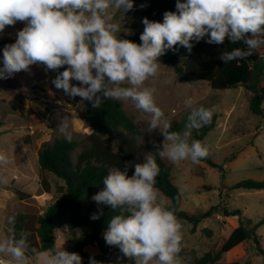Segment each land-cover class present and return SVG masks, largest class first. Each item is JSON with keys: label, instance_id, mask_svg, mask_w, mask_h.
I'll return each mask as SVG.
<instances>
[{"label": "clouds", "instance_id": "obj_1", "mask_svg": "<svg viewBox=\"0 0 264 264\" xmlns=\"http://www.w3.org/2000/svg\"><path fill=\"white\" fill-rule=\"evenodd\" d=\"M133 8V0H0V33L17 22L25 25L15 42L3 48L0 79L21 71L30 73L32 65H42L56 73L51 83L57 90L71 99L80 97L94 109L106 100H130L137 110L150 114L148 131L158 129L163 136L158 150L162 158L199 164L208 157L209 148L192 134L211 123L214 110L197 106L196 100L187 97V122L182 130L172 131L156 103V88L146 82L157 77L160 57L168 50L176 52L179 46L191 53L193 41L198 43L206 36L209 44L242 41L246 45L225 49L219 56L224 64L252 56L264 45V0H176V11L164 12L163 22L143 18L141 43L119 36L123 14ZM116 12L122 13L121 20L116 19ZM74 118L64 116L57 129L69 143ZM10 163L9 156L0 152V165ZM128 166L134 167L131 176ZM128 166L110 169L103 178V189L91 198L117 213L103 233L106 244L118 247L134 264H181L183 224L175 209L160 199L156 187L160 168L154 154L145 153L142 162H128ZM6 183V178H0V184ZM101 215L102 209L90 218L97 220ZM7 223L10 234L0 240V264H28L29 259L34 264H82L79 253L63 246H32L31 233L16 230V214ZM69 230L65 225L64 232ZM89 264L100 262L90 257Z\"/></svg>", "mask_w": 264, "mask_h": 264}, {"label": "rangeland", "instance_id": "obj_2", "mask_svg": "<svg viewBox=\"0 0 264 264\" xmlns=\"http://www.w3.org/2000/svg\"><path fill=\"white\" fill-rule=\"evenodd\" d=\"M152 1L133 0L134 5ZM115 17L120 20L122 13L116 12ZM24 26L21 22H17L14 26H6L0 33V42H4L5 45L14 43L17 32ZM123 30L126 29L122 24V32L119 36H128L132 33ZM256 52L264 56V45H261ZM160 62L162 65L157 77L150 78L146 86L156 88V103L170 122L185 119L189 113V109L184 105L187 97L196 100L197 106L213 109L214 114L217 115L216 127L202 143L208 146L209 154L219 168H212L205 162L194 165L189 160L173 163L161 157L170 166L171 177L181 191L180 210L200 213L220 204L221 208L228 210H242L244 215L252 219L256 225L259 220L264 219V189L229 191L226 188L243 180L264 179V116L251 114L250 94L243 87L213 90L209 83L204 81H181L172 68L161 60ZM2 67L3 50L0 52V68ZM55 75V72L46 71L42 65H32L30 73L21 71L12 78L0 79V152H5L10 157V151L4 147L8 145L10 150L16 152L17 160L24 159V166L31 170L26 174L31 176L38 174L39 165L38 162L35 165V157L41 144L64 137L57 130L64 116L75 117L71 120L73 139L80 141L92 132L85 113L88 102H81L80 97L71 99L64 95L63 90H57L51 83ZM73 84L79 85V82L73 81ZM118 102L142 131V135L137 138L139 152L130 161L134 165L143 161L144 154L151 152L150 147L161 150L164 138L158 129L148 131L150 114L137 110L130 100ZM262 106L264 108V103ZM110 145L116 152L119 151L116 140ZM79 151L78 149L74 153V160ZM129 167L134 170V167ZM5 172L21 174L20 167L16 168L12 161L5 168ZM47 176L48 180L52 179L57 184L59 182L61 184L59 187L65 186L63 180L52 175H46V179ZM41 178L42 187L45 189L44 175L41 177L40 174V180ZM33 185L35 188L38 187L37 180ZM38 192H41V187ZM38 195L39 193L36 196ZM55 195L58 196L56 192ZM160 199L165 205L170 204V200L161 192ZM39 200V198L34 200L38 202V206L33 207L36 216L49 205V202ZM28 201L34 203L33 200ZM223 218L222 212L219 211L212 217L204 219L196 227L195 232L192 231L191 223L181 221L183 224L181 264H194L197 258L206 253L216 254L219 251L226 237L227 226ZM64 226L56 231L55 245L58 248L63 246L71 252L79 231L64 232ZM257 234L264 248V225L258 228ZM248 243L250 250L258 256L254 243L251 240ZM226 261V258L222 259V263ZM258 262L262 264L260 257L253 260L252 264ZM28 264H34V261ZM127 264H134V261L128 259Z\"/></svg>", "mask_w": 264, "mask_h": 264}, {"label": "trees", "instance_id": "obj_3", "mask_svg": "<svg viewBox=\"0 0 264 264\" xmlns=\"http://www.w3.org/2000/svg\"><path fill=\"white\" fill-rule=\"evenodd\" d=\"M181 2H186V0H181ZM140 5L142 4L134 5L132 10L123 14V28L132 33L128 36L122 35L120 38L141 43L140 35L144 30L143 18L147 17L150 21L163 22L164 12L176 11V0H153L144 3L143 5L146 6L143 8ZM207 39L206 36L198 43L193 41L194 47L191 53L185 48L177 46L178 51L168 50L165 55L160 57V60L172 68L181 81H204L209 83L213 90L243 87L250 94L249 111L252 115L263 117L264 56L254 52L245 60H234L224 64L219 56L225 49L230 51L235 47L245 48L246 45L242 41L237 44L226 41L223 45H215L207 43ZM4 46V42H0V52ZM63 70L61 69V71ZM85 113L92 128L90 134L80 141L72 138L71 143L64 137L45 141L37 150L41 177L52 175L63 180L65 186L59 187V184H56L58 196L43 213L37 216L33 238L29 241L32 246L40 249L55 248L56 231L62 226L68 225L70 230L79 231V236L74 241L71 252L81 255L82 264H89L90 257H94L100 264H127L128 258L123 256L119 248L107 245L103 238L108 221L117 213L113 212L109 206L97 205L91 198L103 189V178L110 169L117 167L123 170L128 166V162L135 158L139 152L137 138L142 135V131L126 114L117 100H106L99 109L92 108L88 102ZM187 115L182 121L172 120L171 130H182L187 122ZM216 120L217 115L214 114L210 124L199 131H193L192 138L203 142L216 127ZM113 140H116L119 145L118 152L110 145ZM78 149L80 151L74 160L73 155ZM150 150L160 168L156 187L170 200V204L166 206L175 209V214L180 221L191 223L193 232L204 219L212 217L219 211L224 217L238 218V227L231 231L219 251L216 254L206 253L197 258L194 264H225L219 262L221 255L247 240L254 243L264 264V248L257 234V229L264 225V219L253 225L251 219L246 217L242 210H228L221 208L220 204L200 213H188L180 210L181 191L171 177V168L161 158L156 147H150ZM201 162H205L212 168H219L213 162L211 154ZM133 172L134 170L128 166L129 176ZM50 184L47 176L44 182L47 190H49ZM226 189L229 191L235 189L263 190L264 179L261 181L243 180ZM16 195L20 201L31 198L20 190H16ZM37 198L39 197L33 196V200H37ZM43 200H49V198H43ZM101 209L103 215L97 220H92L91 215ZM87 246L97 247L99 254H87L85 252Z\"/></svg>", "mask_w": 264, "mask_h": 264}, {"label": "crops", "instance_id": "obj_4", "mask_svg": "<svg viewBox=\"0 0 264 264\" xmlns=\"http://www.w3.org/2000/svg\"><path fill=\"white\" fill-rule=\"evenodd\" d=\"M2 133V132H1ZM10 151V160L14 164V166L20 167V173L21 174H8L5 172V168L8 165H0V176L4 175L2 178L7 179L6 184H0V240L5 239L10 234V228L11 226L7 223V218L13 214H16V230H24L31 233V236L29 240H32L33 233H34V227L36 218L38 215L43 213L44 210L39 211L37 216L33 212V207L38 206L37 203L33 200V196H36L38 193L39 201L40 202H49V205L54 201L56 195L55 192L57 191V182H54L49 180L51 183L49 190L46 188L43 189L41 185L40 180V169L38 168V174H34V176L26 174L27 171H31L30 169L26 168L24 166L25 161L24 159L17 160L16 158V152L9 149L8 145H4ZM36 162L35 165L38 162L37 152H36ZM37 169V168H36ZM35 170V169H34ZM18 170L16 169V172ZM1 178V177H0ZM37 180L38 187H33V183ZM59 184V182H58ZM61 185V184H59ZM41 187V192H38V190ZM43 189V190H42ZM16 190H20L26 194H28L31 198L27 199L26 201H20L16 195ZM42 198V199H41ZM43 198H49V200H43ZM28 200H33L34 203L29 202ZM48 205V206H49ZM47 206V207H48ZM32 207V208H29ZM224 217V216H223ZM247 217V216H246ZM249 218V217H248ZM224 224L226 227V237L224 239V242L228 235L231 233V231L238 227V218L237 217H224ZM262 220V219H261ZM259 220V222L261 221ZM252 224L254 225L253 220L251 219ZM258 230V229H257ZM250 240H247L234 248H232L230 251L224 253L221 255L220 263H222V259L226 258V263H234L237 262L239 264H252V261L258 259L261 256H255L254 252L251 251L249 242ZM222 246V245H221ZM55 248H58L57 245H55ZM66 251H68L67 248H65ZM85 252L89 255H97L99 254V250L95 246H87L85 248ZM256 251V255H257ZM260 260V259H259ZM33 260L29 259V262ZM261 261V260H260ZM28 262V263H29ZM257 264H260L259 262ZM263 264V259H262Z\"/></svg>", "mask_w": 264, "mask_h": 264}]
</instances>
